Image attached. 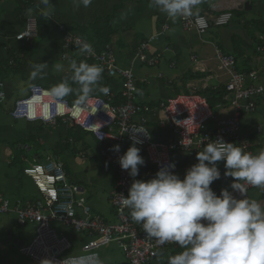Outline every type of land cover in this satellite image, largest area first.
Instances as JSON below:
<instances>
[{
    "label": "crops",
    "instance_id": "1",
    "mask_svg": "<svg viewBox=\"0 0 264 264\" xmlns=\"http://www.w3.org/2000/svg\"><path fill=\"white\" fill-rule=\"evenodd\" d=\"M50 2V16L43 18L40 8L44 6L39 5V0H0V79L4 81L7 92V101L0 105V193L12 204H30L41 198L34 182L23 170L50 157L62 162L67 179L80 186V195L92 212L106 221L115 220L110 203L115 173L99 155L103 143L68 121L58 119L54 124H41L14 120L10 116L15 99L25 96L29 85L34 83L50 88L67 80L73 92L66 98L72 102L77 98L79 85L71 79V67L61 59L62 36L67 29L92 41L110 43L116 51L119 65L132 69L137 81L136 101L153 109L144 116L153 139L164 141L171 135L162 104L176 94L195 91L212 100L215 118L206 124L207 130L213 131L220 122L238 113L242 123L241 144L254 154L264 150V92L256 99L254 112L246 113L231 104L225 93L231 74L219 68L216 59L217 49L234 56L237 61L235 70L253 71L255 77L247 82L261 85L264 91V0H202L194 10L196 15H204L211 20L223 13L232 14L226 24L215 26L209 22V28L203 34L194 29H183L179 19L173 22L149 7V0H92L87 8L83 5L77 7L73 0ZM246 2L249 3L248 9L244 7ZM29 8L32 9L30 14L26 12ZM29 15L37 16L39 35L28 42L17 41L15 35L25 27ZM165 23L168 29L157 35ZM152 35L157 36L150 43L149 52L160 53V61L154 66L132 61L138 43ZM34 63H46L48 67L44 70L43 79L38 77L29 81ZM56 63L63 64L58 69ZM100 84L109 87L107 95L114 97L121 93L119 78H109L103 73ZM91 95L107 96L98 91ZM130 146L128 142L122 144L125 152ZM140 149L145 164L139 167L135 179L146 181L153 178L154 168ZM202 150L203 147L198 145L193 155L180 153L182 167H178L176 174L181 179L198 162L196 154ZM217 164L221 178L210 186L216 193L230 189L232 183L231 177L224 176V162ZM249 198L264 202V194L256 190L250 191ZM53 223L58 222H52L56 229ZM34 228L33 224L18 226L12 212L0 215V264H15L14 257L21 254L19 246L31 240ZM139 228L142 230L141 225ZM59 234L71 240V254H79L81 246L88 240L87 234L76 233L70 228L67 232L59 231ZM111 246L104 251L113 250ZM117 248L120 260L104 261L100 255L102 264L125 263L123 252ZM181 250L178 245L168 247L149 264H167L168 257Z\"/></svg>",
    "mask_w": 264,
    "mask_h": 264
},
{
    "label": "built area",
    "instance_id": "2",
    "mask_svg": "<svg viewBox=\"0 0 264 264\" xmlns=\"http://www.w3.org/2000/svg\"><path fill=\"white\" fill-rule=\"evenodd\" d=\"M232 17L231 12L220 14L211 20L204 15L195 13L189 17L180 18L183 29H194L199 34L205 33L211 22L215 26L226 24ZM168 24H163L157 35L165 32ZM39 35L38 18L35 15L26 17L25 27L15 35L17 41H31ZM157 35L141 40L135 48L132 61L137 60L146 66L156 65L160 53H150V43ZM87 42L92 46L93 54H81L76 45ZM61 59L70 67L73 61H86L101 66L103 73L109 78L121 80V104L113 103V95L105 97L91 95L86 105L80 110H74L72 101L65 98V110L62 115L55 111V101L45 92L48 88L34 83L28 88L25 96L15 99L10 111L14 120L54 124L58 119L79 126L82 131L92 135L103 143L99 155L110 164L115 173V183L110 192V203L115 212V220L106 221L101 215L92 212L85 198L80 195V186L67 179L63 164L59 160L47 158L42 163H34L25 168L24 174L31 178L41 193V198L30 204H12L0 193V215L14 213L16 224L24 227L34 225V234L29 242L19 248V252L37 264L48 260L51 264H74L78 257H85L89 264H95L100 258V249L116 244L123 252L124 264H149L160 251L176 245L168 243L163 246L148 238L139 225L133 222L128 210L121 209L120 194L127 196L133 181L126 170H122L118 157L125 151L124 142L132 145L131 135H136L142 143L136 146L143 149L146 159L154 168V176L162 168L174 165L172 171L176 174L178 167L172 160L171 152L193 155L196 148L222 137L225 142L233 141L246 152L254 154L241 144V118L233 114L209 131L206 124L215 118L207 98L195 91L179 93L168 98L162 104L166 124L171 135L164 141L153 139L146 126L145 115L152 112V107L136 101L137 81L130 67L119 65L116 51L108 42H97L83 37L81 34L67 29L62 36ZM218 67L230 72V78L225 85V93L231 104L246 113L256 110V99L263 94V87L253 82L255 73L236 71V58L216 50ZM33 97L36 100L33 101ZM7 101L4 81L0 79V105ZM244 102V104H241ZM139 117L138 120H135ZM260 130V126L257 127ZM114 145H120V152L112 151ZM247 197L250 191L256 190L264 194V189L246 186ZM232 192V189H228ZM218 192L217 194H219ZM234 195H237L234 193ZM237 198H243L237 195ZM56 221L69 227L76 233L88 235V240L81 246L79 254H71L72 242L59 234L52 227ZM110 264V263H107Z\"/></svg>",
    "mask_w": 264,
    "mask_h": 264
},
{
    "label": "clouds",
    "instance_id": "3",
    "mask_svg": "<svg viewBox=\"0 0 264 264\" xmlns=\"http://www.w3.org/2000/svg\"><path fill=\"white\" fill-rule=\"evenodd\" d=\"M77 7L87 8L92 0H73ZM202 0H149L152 7L175 22L189 17ZM40 15L50 16V0H39ZM39 5L37 6L39 8ZM31 13L32 9L26 10ZM81 54H93L87 43L76 45ZM46 63L31 65L29 81L43 79ZM71 79L79 85V94L71 107L78 111L94 91L107 95L101 86L104 69L86 61H73ZM60 68V65H57ZM31 86V85H29ZM73 92L67 80L52 85L45 92L55 101V111L62 115L65 98ZM36 97H33V101ZM132 145L118 157L122 170L133 178L127 196L120 194L121 209H127L133 222L141 225L148 238L163 246L175 243L182 249L171 255L167 264H264V202L247 197L246 186L264 189V150L246 152L235 143L219 137L196 154L193 164L181 179L172 171L174 165L162 168L149 180H138L139 167L145 164L136 145L142 141L131 135ZM120 152V145L111 149ZM224 162V176L231 177L230 188L217 194L210 186L221 178L217 162ZM237 194L243 198H237ZM41 264H51L43 260ZM74 264H89L78 257ZM95 264H102L97 259Z\"/></svg>",
    "mask_w": 264,
    "mask_h": 264
},
{
    "label": "rangeland",
    "instance_id": "4",
    "mask_svg": "<svg viewBox=\"0 0 264 264\" xmlns=\"http://www.w3.org/2000/svg\"><path fill=\"white\" fill-rule=\"evenodd\" d=\"M63 63H60V65H62ZM56 65H58V63H56ZM53 226L56 227V231L59 233V231H65L67 232L69 230V228L67 226H63L61 224H57V223H53ZM61 227H65L64 229H62ZM68 229V230H67ZM111 248H113V250H108V251H104L105 249H100V255L102 256V260L104 261H112L117 259V261L120 260V251L117 248L116 244H112ZM101 259V257H100ZM26 262V263H25ZM14 263L15 264H32V262H30V260H28V258H26L24 255L22 254H16V256L14 257Z\"/></svg>",
    "mask_w": 264,
    "mask_h": 264
},
{
    "label": "trees",
    "instance_id": "5",
    "mask_svg": "<svg viewBox=\"0 0 264 264\" xmlns=\"http://www.w3.org/2000/svg\"><path fill=\"white\" fill-rule=\"evenodd\" d=\"M38 27H39V23H38ZM210 107L212 108V100L211 98L208 97L207 99ZM123 102L122 97L120 95V93H118L116 96L113 97V103L114 104H121ZM171 157L172 160L176 163L177 167H182V158L179 152H171Z\"/></svg>",
    "mask_w": 264,
    "mask_h": 264
},
{
    "label": "water",
    "instance_id": "6",
    "mask_svg": "<svg viewBox=\"0 0 264 264\" xmlns=\"http://www.w3.org/2000/svg\"><path fill=\"white\" fill-rule=\"evenodd\" d=\"M244 7H245V9H248V8H249V3L246 2V3L244 4ZM132 182H133V181H132ZM19 248H20V246H19Z\"/></svg>",
    "mask_w": 264,
    "mask_h": 264
}]
</instances>
